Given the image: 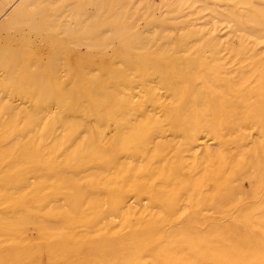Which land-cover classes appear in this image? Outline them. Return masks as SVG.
I'll return each mask as SVG.
<instances>
[{"label":"rangeland","instance_id":"obj_1","mask_svg":"<svg viewBox=\"0 0 264 264\" xmlns=\"http://www.w3.org/2000/svg\"><path fill=\"white\" fill-rule=\"evenodd\" d=\"M33 1L0 0V47L2 48L6 46L8 47V50L25 51V53H23V59L26 60H22L28 63L31 62L33 64L29 67V70H34V68L38 67L37 70H39L40 72H43L45 70V65L42 64H46L51 59L50 56L54 51L61 52V57H64L63 63H65V66H67L66 68H68L69 71H72V73H79V75H77V78H74V83L71 86V91L75 93V91L78 90V93H84L83 97L85 95L86 98L84 97V102V99L82 98H80L82 101H79L78 96L80 94L77 93L78 95L75 94L76 96L74 95L72 99H69L70 101L68 99L65 100L64 103L67 102V105L63 103L62 106L67 108V110H69L71 113H63L59 116L60 118H57L59 120L54 121L52 117L48 116H55L53 113L56 114V111H58V104L52 100L50 103L54 107L51 106L50 103L46 107L37 106L38 98L31 97L30 95V92L32 93L37 89L36 87L29 88V90H31L30 92L29 90H27L26 92L28 94L26 95V92H24L25 90H23V92L20 94L12 91L15 85L17 86L19 84L17 83L19 80V76L21 77L23 73L19 74V72H17L15 75H13V78L12 80H10L8 85L6 84L3 86V84L0 83V146L3 147V145L10 143L9 141H12L14 138L19 140V138L23 139L25 137H31L33 142V144L31 143L29 147H27V149L22 152V154H17L19 155L18 158L16 157L17 155L10 156V158L7 157L8 159H5L6 163L3 162L4 166L2 162H0V214L4 215L2 216V219L5 217L6 219H4L5 221H7L14 217H20L22 219H27L26 217H28V221L26 220L25 223H22L23 226L21 224L12 226V229L10 230V237L12 238L8 237V240L0 242V264H7V262L8 264H39L41 262V264H119V262H117L118 259L121 257V254L126 253L129 250V246H132L130 244H141L139 242H136L135 240L125 242L123 241V238L125 236H129L132 231L134 232V230H138V226H141L138 225L140 223H135L131 226L128 225L130 220H139L141 216L140 213L144 209L147 212L149 211L148 213L151 214H163L170 220L167 226L183 227V229H187L186 232L184 231L185 235L187 237H190V239L194 241L192 242L193 248H190L189 251H192H190V253L196 264H212L213 261L215 262L213 264H217L216 259L206 258L205 260V258L203 257L202 253L206 246V243L208 244L209 242H212V245H210V247L211 250L215 253L227 252L230 251L229 246L233 245V237H235L237 234L238 239L246 240V246L244 247L249 248L250 250L254 248L256 249V251H259V257L257 258V260L254 263L250 261V263L264 264V118L256 121L252 117L253 110H250L249 106H245L244 100L239 104V106H237V108L236 106H230L231 111L226 116L227 120L224 121L225 125L224 123L222 124V131L218 135L206 132L205 130L196 132L195 141L189 144L187 146V149H180L183 155L186 156L192 153L191 150H193V152L195 153H199L203 147H206L210 150H218L217 152L219 153L224 152V155H230L231 153V155H236L237 157H239V160L241 162L234 166V169H236V175L228 181L229 183L227 182L224 188L222 187L223 189L220 190V193L214 195L212 194V191L215 188V184L213 183L214 181L212 180H205L203 184L198 188V190L194 191L193 193L188 186L181 187L179 189L177 183L175 182L173 183L175 187H173L174 185H172V182L169 183L168 180L171 177L169 171L172 170L167 168V165L169 164L168 160H171V156L168 155L172 154L170 149L167 150V148H169L170 146L165 148V151L167 150L165 152L164 150H159L155 146V143H167L171 140L170 145H177L178 143V145H180L183 142L184 137L191 131L189 127V122L191 123V117L189 116V114L187 116L184 113L182 116H178L176 118L174 117V119L170 120L167 118H162L161 125L159 128H157L156 121H153L156 116L155 107L149 102H146L147 104H145V102L143 103L141 101L143 98V92L140 91V85L145 82L149 86H156L155 89L158 88L156 89V91L159 93V95L161 94V97L164 96V100H166L165 92L161 88L159 90V87L156 84V80L153 76H151V74H149L148 71L135 72L133 70L134 64H145V66H148L149 69L153 68L154 70H156L157 67H160L158 65H161V68H163L164 70L167 68L169 70L168 72L166 71V77L168 81L172 82L174 80L175 82L190 80L192 86H195L199 90H201L202 86L200 84V79L208 80L210 78V73L207 69L205 70V68H201L196 65L192 54L194 56V50L196 49H198L199 52H212L213 39L214 41L222 44V56L227 55L230 51H239L241 54H245L247 53L248 49L253 50L257 54L264 55V37H261L264 36V0H201L202 3L200 0H185V2L184 0H125L126 4L122 3V5L125 4L126 12H124L122 9H118V11L114 6V2H111L112 4L109 3V5L107 4L100 10H97L91 4L89 6L82 5L75 11V13H72L70 11L65 12L64 9V13L61 12L62 14H57L58 25L54 27L55 29H50L45 26V24L42 22V15L44 13L49 14L50 16L54 14L52 12L53 8L57 7L56 5L60 4L58 3L60 1L61 3L66 4L67 8L70 0L69 2L68 0ZM26 2L33 3V5L28 8L29 14L31 16L27 15L19 23H16L12 27H7V18L9 17V15L13 14L14 11L20 6H24ZM112 5L114 6V8ZM106 9L108 11H106ZM114 9L115 11H113ZM239 9L241 10L239 11ZM245 9H257L260 12H263V17L253 15L247 19L245 18V20H243V23L240 24L242 15L246 11ZM112 11L118 14H122L124 12V14L119 16L123 17L120 18L123 21L119 22L120 19H117V22L113 20V23L111 19L112 17L109 14V19H107L105 12L111 13ZM229 12L231 15L229 14ZM150 17L151 19H149ZM127 18H130L131 21H128ZM92 20H98L99 22L103 23L100 27H102L101 29H103L107 33L105 32L102 38H93V33L97 32V30L100 28H96L93 31L88 30V28L86 27V25ZM62 22L64 23L63 26H61ZM127 22H129V25L127 24ZM244 24L246 26H244ZM130 25L132 26L130 27ZM40 26H42L43 28ZM114 26H117V28H115ZM127 26H129L130 28L128 29ZM187 26L190 27L188 28ZM46 27L49 30H47ZM121 27L123 28L121 29ZM44 28L48 32L45 31ZM60 30H62V32ZM142 30L143 35L140 33L142 32ZM186 30L188 32H186ZM136 33L137 36H135ZM173 34H177L178 36L174 41ZM50 35L55 36L57 40H53ZM149 35L152 37L151 39L149 38ZM170 39L172 40L170 41ZM58 40L59 47H57L58 45L56 44ZM7 42L13 43L14 45H5V43ZM53 44H56L57 46L53 47ZM240 45L243 48H241ZM191 49L193 50V52ZM185 53H187V55ZM88 56H91L95 59L97 58V62L93 67L86 68L88 70H81L82 67L87 64L86 60ZM181 57H183V59ZM188 60L190 61V63L188 62ZM39 62L41 65L39 64ZM111 64L118 68H121L123 72L121 74H112L111 72L106 71L105 67H110L112 66ZM153 65H156V67ZM170 65H172V68ZM230 65L231 64L228 63L223 65V77H225L224 80H226L228 83L235 84L239 81V70L246 71L249 68V62L248 60L244 59L238 64H233L231 66ZM196 67H198V69ZM0 68L1 78L4 70H2V67ZM183 68L184 70H186V72L183 70ZM171 69H173V72L169 74V72H171ZM92 71L95 73H93ZM188 71L191 72L187 75ZM247 72L248 71H246V73ZM85 74L88 75V79H86ZM95 74L99 77L94 76ZM201 76L203 78H201ZM92 77H95L94 80ZM246 77V81L243 82V85L245 87H247L248 84L251 85L254 82V78L249 73H247ZM98 78L101 80L100 82H98ZM128 79L131 81H127ZM86 83L87 85H85ZM197 84L200 85L198 86ZM108 85L110 86V88L107 87ZM106 88L110 89L111 91L107 90ZM119 90L121 91V93ZM108 91L111 92V101L108 97L109 94H107L109 93ZM223 91L224 90H222V98L223 100L226 99L225 101L227 103H225L226 106H228L233 101H230V99L228 98L229 96L227 95L228 93H224ZM116 92L119 94V96L123 95V98H120L121 96H117L118 94ZM101 95L103 96V98H101ZM75 98L77 99V102ZM160 99L163 100L162 98ZM78 103H80L81 106ZM74 104L75 106L73 108ZM76 104H78V107ZM8 105H11L12 108ZM230 107L228 106L227 109H230ZM51 108L53 109V111ZM79 108L82 109L80 110ZM9 109H12V112L17 110L16 112L18 114L16 112L12 113L10 111L13 117L16 115V119L11 116V114L9 113ZM139 109L141 110V112H137L140 111ZM82 110L84 112H82ZM32 112L33 114H31ZM46 112H50L51 114L47 113V115ZM41 113L42 115H40ZM133 113L138 117H135ZM37 114L40 116H38ZM71 115L73 118L71 117ZM116 116H118L119 118H116ZM36 117L39 119V123L41 124H44L46 121V128L45 126H42V128L39 124L36 123ZM30 118L36 120H34V122L30 123L29 126H27L28 129L30 128L29 130H27L25 124L28 120H30ZM45 118H47L48 120ZM70 119H74L72 123L75 121L76 125L74 123L71 124V121L69 122ZM21 120L23 121V124ZM60 120L62 121L60 122ZM65 120L68 121V125H66L67 127L65 126ZM122 123L124 125H122ZM154 124L156 126H154ZM14 125L17 127H15ZM232 127L234 130H232ZM58 128L62 129L63 131L60 130L59 132ZM87 130L88 132H86ZM118 130L120 133L118 132ZM188 130L190 131L188 132ZM52 132L53 134L57 132L58 134L55 133L54 135L58 140H63L61 142L60 140L58 141L53 137L54 135H52ZM61 132H63V134H61ZM38 133L40 134L39 136H37ZM7 134L10 135L8 136ZM61 135L63 138H60ZM235 135H237L238 138ZM79 137H84V139L81 140V138L79 139ZM86 137L88 140L86 139ZM223 140L224 142H226L224 143ZM153 141H155L154 145L151 143ZM73 142H75V144ZM37 143L38 146L40 145L39 147L36 145ZM48 143L52 144L48 145ZM54 143L57 146L55 147V149H52ZM44 144L45 146L47 145L46 148H44ZM80 144H82V146ZM147 144L150 146L147 147ZM60 145L62 147H60ZM70 146L72 148H70ZM138 146L142 147L138 148ZM149 147H153V150ZM182 147L183 146H180V148ZM58 148L61 149L59 150ZM68 148L71 150L69 151ZM145 149L148 150L146 151ZM167 152L169 154L165 155ZM148 153L150 154L148 155ZM238 153L240 155H238ZM21 155L24 157H21ZM147 155L149 156V158ZM45 156L48 158H46ZM57 156L59 157L57 158ZM15 157L17 159H15ZM166 159L167 161L164 164ZM14 163L16 164L14 165ZM125 163L127 165H125ZM157 163L158 165L159 163L162 164L156 166ZM124 166H126L125 170ZM160 166L161 168H163L161 169ZM9 167L11 168L9 169ZM159 170H161L162 173ZM125 171H127L126 175ZM58 172H60V174ZM112 173H115L116 175L114 174L115 176H111L110 174ZM177 173L179 177L182 178V180H191L192 178L191 172L187 169L186 166H184V163H181L180 167L177 169ZM258 175L262 177V182L257 187L254 185V178ZM91 176L92 178H90ZM57 179L59 180L57 181ZM65 180L66 182H63ZM71 180L72 182H70ZM116 182H120L119 184L121 185L117 184ZM68 186L71 188H69ZM140 186H142V189ZM254 187H257V189L255 190ZM62 188H64V190ZM172 188L177 189V191L179 190V192H176L174 196L170 197L172 198L171 200L165 199V193H172ZM6 189L8 191L10 190L9 192L11 193L7 192ZM207 193H209V195ZM48 194L49 196H47ZM18 195L20 196V198H18ZM234 202H236L235 205ZM46 204H48V206L50 207H48ZM232 204L235 206V208L234 206H232ZM197 206L201 208L199 209ZM187 207L189 209H193L189 210ZM90 208H92V210ZM88 209L90 211H86ZM67 210L69 211V213ZM160 210L164 211L162 212ZM187 210L189 211L187 212ZM245 210L249 211L246 212ZM21 213L23 215H21ZM176 214L177 216H175ZM80 218L81 220H79ZM219 218L221 221L216 222L219 221ZM236 218L241 219L236 220ZM30 219H36L39 222L43 220V223L46 221V223L48 222L47 224L49 225H55L57 223L59 225L56 224L55 227L59 228L57 230L50 231L47 228L45 229V226L47 225L46 223H44L45 225L41 223L37 224L38 222L36 223V220L32 222L30 221ZM234 220H236L237 222ZM171 221L172 223H170ZM28 222L30 224H28ZM107 222L109 224H107ZM225 222L226 224H224ZM185 223H187V225ZM214 223H217L216 225L220 227L218 228V226L214 225ZM192 224H194L195 226ZM94 225L96 229L94 228ZM84 226L86 228H84ZM196 226L199 227L197 228ZM222 226H224V232ZM108 227H112V230H117L120 227L122 228H120V233H117L116 231L111 232ZM232 227H234L236 230ZM60 228L62 230H60ZM188 228H190V230ZM20 229L21 232H18L20 231ZM27 229L29 232L27 231ZM43 229H45V231ZM24 230H26V234H24ZM39 230H42V232H38ZM94 230L96 232L98 231L97 234ZM67 231H69V233H67ZM189 232H191L192 234H190ZM212 232L214 235L212 234ZM202 233L205 235H203ZM200 235L204 238H201ZM194 237L196 238V240ZM42 238L43 240H41ZM208 240L209 242H207ZM213 240H216L217 242L215 241L214 243ZM221 240H223V242ZM13 241L15 242L11 243ZM205 241L206 243H204ZM200 242H203L204 245H202V243L199 244ZM226 242H229L230 245H228L229 243ZM217 243H219L220 245H218ZM222 243L225 244L223 245ZM213 244H215L216 246ZM217 246L221 247L222 249L218 248ZM225 246L226 248H223ZM46 247H48V250L46 249ZM106 248H110L111 250L108 259L104 261H97L96 259H93V256L95 254L106 250ZM30 250L33 252L31 253ZM37 250L38 252L36 253ZM241 256H243V253L237 254L238 258H240ZM146 260L149 261V259ZM218 264H220V262Z\"/></svg>","mask_w":264,"mask_h":264},{"label":"bare ground","instance_id":"obj_2","mask_svg":"<svg viewBox=\"0 0 264 264\" xmlns=\"http://www.w3.org/2000/svg\"><path fill=\"white\" fill-rule=\"evenodd\" d=\"M29 1V0H28ZM33 1V0H32ZM53 1H55V0H53ZM57 1H60V0H57ZM94 0H70V2H69V0H68V2H69V5L67 6V8H66V4H63V3H61V1L60 2H58V3H60V4H58V5H56L57 7H54L53 8V13L54 14H52L51 16L49 15V14H43L42 15V22L45 24V26H47L48 28H50V29H53L56 25H58L57 24V14H60L61 12H63L64 11V9H65V12H67V11H70V12H72V13H75V11L80 7V6H82V5H85V6H89L90 4L92 5V6H94L97 10H100V9H102L104 6H106L107 4L109 5V3L110 4H112L111 2H114V6H115V8H117V10L118 9H122L124 12H126V8H125V4H126V2H125V0H96V1H94ZM167 1V0H166ZM181 1V0H180ZM201 1V0H200ZM245 1H247V0H245ZM8 2V1H7ZM33 2H35V1H33ZM184 2H185V0H184ZM190 2H192V1H190ZM197 2V1H196ZM204 2V1H203ZM122 3H125L124 5H122ZM201 3H202V1H201ZM205 4V3H204ZM31 5H33V3L32 2H26L25 3V5L23 6H20L19 8H17L15 11H14V13L13 14H11V15H9V17L7 18V27H12V26H14L16 23H19L24 17H26L27 15H30L29 14V10H28V8L31 6ZM111 6V5H110ZM113 6V5H112ZM114 6H113V8H114ZM127 6V5H126ZM250 6V5H249ZM193 7V6H192ZM224 7V6H223ZM237 7V6H236ZM106 8V7H105ZM111 8V7H110ZM124 8V9H123ZM231 8V7H230ZM264 8V7H263ZM107 9H109V8H107ZM106 9V11H108ZM89 10V9H88ZM241 9H239V11H240ZM246 10V9H245ZM263 10V9H262ZM113 11H115V9L113 10ZM111 12V13H108V12H105L106 13V18L107 19H109L108 18V16L110 15L112 18V21L114 20V21H116L117 22V19L119 20L120 18H123V17H119V16H121L122 14H124V12L122 13V14H118V13H115V12ZM119 11V10H118ZM133 11V10H132ZM132 11H129V12H132ZM100 12V11H99ZM110 12V11H109ZM122 12V11H121ZM134 12V11H133ZM216 12V11H215ZM64 13V12H63ZM104 13V14H105ZM197 13V12H196ZM217 13V12H216ZM62 14V13H61ZM109 14V15H108ZM130 14V13H129ZM132 14H134V13H132ZM154 14V13H153ZM219 14V13H218ZM229 14H230V12H229ZM235 14V13H234ZM263 12H260L259 10H257V9H247L245 12H244V14L242 15V18H241V22H240V24H242L243 23V20H245V18L247 19V18H249V17H251V16H253V15H255V16H258V17H263ZM103 15V14H102ZM221 15H222V13H221ZM231 15V14H230ZM31 16V15H30ZM82 16V15H81ZM95 16V15H94ZM130 16V15H129ZM224 16V15H223ZM222 16V17H223ZM60 17V16H59ZM117 17H119V18H117ZM127 17V16H126ZM225 17V16H224ZM238 17V16H237ZM257 17V18H258ZM105 18V19H106ZM114 18V19H113ZM125 18V17H124ZM133 18H134V16H133ZM162 18V17H161ZM110 19V20H111ZM128 19V18H127ZM126 19V20H127ZM136 19V18H135ZM149 19H151V17L149 18ZM159 19V18H158ZM59 20V19H58ZM85 20H87V19H85ZM109 20V21H110ZM229 20V19H228ZM259 20V19H258ZM66 21V20H65ZM109 21H107V22H109ZM114 21H113V23H114ZM123 20L122 19H120V21L119 22H122ZM128 21H131L130 20V18L128 19ZM237 22V21H236ZM247 22V21H246ZM42 23V24H43ZM58 23H59V21H58ZM83 23V22H82ZM260 23V22H259ZM263 23V22H262ZM262 23H261V25H262ZM39 24V23H38ZM41 24V23H40ZM63 22H62V25L61 26H63ZM84 24V23H83ZM103 23L102 22H99L98 20H92V21H90L87 25H86V27L88 28V30H93L94 31V29H96V28H100V29H98L97 30V32H95V33H93V38H102L103 37V34L106 32V31H104L103 29H101L102 27H100L101 25H102ZM111 24V23H110ZM117 24H119V23H117ZM124 24V23H123ZM127 24L129 25V22H127ZM133 24V23H132ZM135 24V23H134ZM60 25V24H59ZM112 25H114V24H112ZM122 25V24H121ZM136 25V24H135ZM118 26V25H117ZM117 26L115 27V28H117ZM132 25H130V27H131ZM134 26V25H133ZM244 26H246L245 24H244ZM40 27H42V26H40ZM46 27V28H47ZM58 27V26H57ZM60 27V26H59ZM128 27V29L130 28L129 26H127ZM188 27V26H187ZM190 27V26H189ZM188 27V28H189ZM43 28V27H42ZM47 28V30H49ZM61 28H64V27H61ZM84 28V27H83ZM82 28V29H83ZM120 28V27H119ZM123 27H121V29H122ZM136 28V27H135ZM193 28V27H192ZM236 28V27H235ZM45 29V28H44ZM55 29V28H54ZM68 29V28H67ZM113 29V28H112ZM126 29V28H125ZM127 29V30H128ZM132 29H133V27H132ZM213 29V28H212ZM46 29H45V31H47ZM64 30H66V29H64ZM63 30V31H64ZM131 30V29H130ZM135 30V29H134ZM236 30V29H235ZM61 32H62V30H60ZM125 31V30H124ZM132 31V30H131ZM145 31V30H144ZM170 31V30H169ZM244 31V30H243ZM242 31V32H243ZM48 32V31H47ZM52 32V31H51ZM118 32V31H117ZM129 32V31H128ZM146 32V31H145ZM154 32V31H153ZM161 32V31H160ZM166 32V31H165ZM181 32V31H180ZM186 32H188L187 30H186ZM241 32V31H240ZM107 33V32H106ZM109 33V32H108ZM121 33V32H120ZM119 33V34H120ZM127 33V32H126ZM125 33V34H126ZM141 34L143 33V30H142V32H140ZM164 33V32H163ZM171 33V32H170ZM176 33V32H175ZM210 33V32H209ZM245 33V32H244ZM56 34V33H55ZM64 34V33H63ZM146 34V33H145ZM154 34H156V33H154ZM161 34V33H160ZM106 35V34H105ZM143 35V34H142ZM157 35H159V34H157ZM162 35V34H161ZM171 35V34H170ZM252 35V34H251ZM250 35V36H251ZM33 36V35H32ZM44 36V35H43ZM51 36V35H50ZM69 36V35H68ZM135 36H137V33H136V35ZM146 36V35H145ZM144 36V37H145ZM150 36V35H149ZM216 36V35H215ZM218 36V35H217ZM248 36V35H247ZM46 37H47V35H46ZM45 37V38H46ZM154 37H155V35H154ZM153 37V38H154ZM158 37V36H157ZM156 37V38H157ZM161 37V36H160ZM163 37V36H162ZM169 37V36H168ZM178 36H177V34H173V41L174 40H176V38H177ZM240 37V36H239ZM261 37H264V36H261ZM43 38V37H42ZM51 38L53 39V40H57V38L55 37V36H51ZM138 38V37H137ZM146 38V37H145ZM150 39L152 38L151 36L149 37ZM159 38V37H158ZM170 38H172V37H170ZM242 38H245V37H242ZM167 39V38H166ZM208 39V38H207ZM260 39V38H259ZM261 39H263V38H261ZM137 40V39H136ZM139 40H140V38H139ZM169 40V39H168ZM172 39H170V41H171ZM238 40H240V39H238ZM258 40V39H257ZM169 41V42H170ZM184 41V40H183ZM246 41V40H245ZM212 42H213V49H212V52H210V53H206V52H199V50L198 49H196V50H194V56H193V54H192V57H193V59L195 60L194 62L196 63V65L198 66V67H201V68H205V70L207 69L208 71H209V73H210V78L208 79V80H205V79H200V84H201V86H202V88H201V90H199L197 87H195V86H192V84H191V82H190V80H184V81H175L174 82V80L172 81V82H170V81H168L167 80V77H166V73L169 71L168 70V68L167 69H163V68H161V65H158V66H160L159 68L157 67V69L156 70H154L153 68H148V66H145V64H134V67H133V70L135 71V72H144V71H148L149 72V74H151V76H153L154 77V79L156 80V84H157V86L159 87V90H160V88L161 89H163L164 90V92H165V98H166V100H164V96H162L161 97V94L159 95V93L156 91V89H158V88H156L155 89V87H152V86H149V85H147L145 82L144 83H142L140 86V88H141V92H143V98H142V102L144 103L145 102V104H147L148 102L149 103H151L154 107H155V114H156V116H155V119H153V121H156V125L154 124V126H156L157 128H159L160 127V125H161V121H162V118H167V119H174V117L176 118V117H178V116H182L184 113H185V115H187L188 116V114H189V116L191 117V123L189 122V127H190V130H188V134L184 137V140H183V142L180 144V145H175V144H173V145H170V142H171V140H170V142H167V143H160V142H157V143H155V146L159 149V150H164L165 151V148H167L168 146H170L169 148H167V150L168 149H170L171 150V152H172V154L171 155H168V156H171V160H168V167L167 168H169V169H171L172 171H169L170 172V175H171V177L168 179L169 180V183L170 182H172V185H174L173 183L175 182V183H177V185H178V187H179V189L181 188V187H189L190 188V190H191V192L193 193L194 191H196V190H198V188L203 184V182L205 181V180H212V181H214L213 183L215 184V188H214V190L212 191V194L214 195V194H217V193H220V190L221 189H223L224 187H225V185L227 184V182L230 180V179H232L235 175H236V172H235V170L236 169H234V166L236 165V164H239L241 161L239 160V157H237L236 155H231V153H230V155L228 154V155H224V152H222V153H219V152H217L218 150H210V149H208V148H206V147H203L202 148V150H200V152L199 153H195V152H193V150H191L192 151V153L190 154V155H188V156H186V155H183V153L180 151V149H183V148H185V149H187V146L189 145V144H191L192 142H194L195 141V134H196V132H199V131H202V130H205L206 132H210V133H214L215 135L217 134H219L221 131H222V124L224 123V121L225 120H227L226 119V116L228 115V113L231 111V107H235L236 106V108H237V106H239V104L241 103V102H243L244 100H245V106H249V109L250 110H253L252 112H253V115H252V117L256 120V121H259L260 119H262V118H264V55H260V54H257V53H255L253 50H251V49H248V51H247V53H245V54H241L239 51H230V52H228V54L227 55H225V56H222V44H220V43H218V42H216V41H214V39L212 40ZM228 42V41H227ZM240 42V41H239ZM238 42V43H239ZM247 42V41H246ZM251 42H252V40H251ZM262 42H263V40H262ZM171 43V42H170ZM182 43V42H181ZM211 43V42H210ZM242 43V42H241ZM14 45L13 43H10V42H7V43H5V45ZM58 46H57V45ZM56 44H53V47L54 46H57V47H59V40L57 41V43ZM173 44V43H172ZM196 44V43H195ZM227 44V43H226ZM225 44V45H226ZM249 44H250V42H249ZM72 45V44H71ZM75 45V44H74ZM197 45V44H196ZM242 45V44H241ZM240 45V46H241ZM254 45V44H253ZM16 46V45H15ZM247 46H248V43H247ZM30 47V46H29ZM192 47V46H191ZM244 47H246V46H244ZM230 48V47H229ZM241 48H243L242 46H241ZM249 48V47H248ZM188 49H190V48H188ZM258 49V48H257ZM256 49V50H257ZM264 49V48H263ZM54 50H55V48H54ZM57 50V49H56ZM58 50H59V48H58ZM192 50V49H191ZM188 51V50H187ZM259 51H261V50H259ZM189 52V51H188ZM192 52H193V50H192ZM242 52V51H241ZM23 53H25V51H13V50H8V47H6V46H4V47H0V67H2L3 69L2 70H4V73H3V75L1 76V78H0V83L1 84H3V86L4 85H8V83L10 82V80H12V78H13V75H15L17 72H19V74L20 73H23L22 75H21V77L19 76V80H18V82L17 83H19L17 86L15 85V87L12 89V91L13 92H16V93H22L23 92V90H25L24 92H26L27 90H29V88H33V87H36L37 89L36 90H32L33 92L31 93L30 92V90H29V92H30V95H31V97H37L38 98V104H37V106H39V107H46L52 100L53 101H55L57 104H58V111H56V114L55 113H53L55 116H48V117H52V119L55 121V120H59V119H57L61 114H63V113H68V112H70L69 110H67V108H65V107H63L62 105H63V103H64V101L65 100H69V99H72L73 97H74V95L76 94V95H78V94H80V93H78V90L77 91H75V93L73 92V91H71V86L73 85V83H74V78H77V75H79V73L78 72H75V73H72V71H69L68 70V68H66L67 66H65V63H63V59H64V57H61V52H57V51H54L52 54H51V59L46 63V64H42V65H45L44 67H45V70L43 71V72H40L39 70H37V68L38 67H36V68H34V70H29V67L31 66V65H33L31 62H25V61H23V60H26V59H23V56H24V54ZM186 55H187V53H185ZM185 56V55H184ZM73 57V56H72ZM124 57V56H123ZM182 59H183V57H181ZM189 58V57H188ZM23 59V60H22ZM192 59V60H193ZM244 59H246V60H248V62H249V68L246 70V71H248L247 73H249L253 78H254V82L251 84V85H247V87H245L244 85H243V82H245L246 81V79H247V77H246V75H247V73H246V71L245 70H239V73H240V77H238V79H239V81L238 82H236L235 84H233V83H228L226 80H224V78L225 77H223V75H224V66L223 65H225V64H231V65H233V64H238L239 62H241L242 60H244ZM20 60V61H19ZM187 60V59H186ZM191 60V59H190ZM27 61H28V59H27ZM87 64L84 66V67H82V69L81 70H85L86 68H90V67H93L94 65H95V63L97 62V58L95 59V58H92L91 56H88L87 57ZM178 61V60H177ZM188 62L190 63V61L188 60ZM147 63H149V62H147ZM39 64H40V62H39ZM125 64V63H124ZM38 65V64H37ZM41 65V64H40ZM110 65V64H109ZM112 66H110V67H105V70L106 71H108V72H111L112 74L114 73V74H121L123 71H122V69L121 68H118V67H116V66H114L113 64H111ZM157 65V64H156ZM156 65H153V66H155L156 67ZM164 65H168V64H164ZM230 65V66H231ZM36 66V65H35ZM65 66V67H64ZM171 66V68H172V65H170ZM175 66V65H174ZM179 66V65H178ZM180 66H181V64H180ZM179 66V67H180ZM182 66H183V64H182ZM241 66H244V65H241ZM43 67V68H44ZM177 67V66H176ZM198 67H196L197 69H198ZM248 67V66H247ZM246 67V68H247ZM99 68V67H98ZM195 68V67H194ZM243 68V67H242ZM1 69V68H0ZM39 69H41V68H39ZM80 69V68H79ZM92 69V68H91ZM127 69V68H126ZM181 69V68H180ZM179 69V70H180ZM196 69V70H197ZM200 69V68H199ZM86 70H88V69H86ZM93 70H94V68H93ZM98 70V69H97ZM97 70H96V73H97ZM176 70H177V68H176ZM178 70V71H179ZM183 70H184V68H183ZM182 70V71H183ZM78 71V70H77ZM99 71V70H98ZM167 71V72H166ZM181 71V72H182ZM185 72H186V70H184ZM195 71V70H194ZM1 72V71H0ZM3 72V71H2ZM93 72V71H92ZM173 72V69H171V72H169V74L170 73H172ZM180 72V71H179ZM191 71H188V73H187V75L190 73ZM196 72V71H195ZM194 72V73H195ZM83 73V72H82ZM90 73V72H89ZM93 73H95V72H93ZM92 73V74H93ZM198 73V72H197ZM182 74V73H181ZM196 74V73H195ZM207 74V73H206ZM82 75V74H81ZM86 75V74H85ZM90 75V74H89ZM173 75V74H172ZM87 76L88 75H86V79H88L87 78ZM94 76H96V74L94 75ZM177 76V75H176ZM198 76V75H197ZM199 76H200V74H199ZM198 76V77H199ZM96 77H99V76H96ZM250 77V76H249ZM251 77V78H252ZM85 78V77H84ZM89 78H91V77H89ZM93 78V77H92ZM95 78V77H94ZM94 78H93V80H94ZM179 78V77H178ZM184 78V77H183ZM190 78V77H189ZM197 78V77H196ZM201 78H203L202 76H201ZM185 79V78H184ZM198 79V78H197ZM249 79V78H248ZM77 80V79H76ZM98 82H100L101 80L98 78ZM126 80V79H125ZM172 80V79H171ZM252 80V79H251ZM17 81V80H16ZM79 81V80H78ZM127 81H131V80H127ZM13 82V81H12ZM252 82V81H251ZM79 83V82H78ZM90 83V82H89ZM11 84V83H10ZM104 84V83H103ZM200 84H197L198 86L200 85ZM12 85H13V83H12ZM85 85H87V83L85 84ZM93 85H94V83H93ZM80 86V85H79ZM99 87V86H98ZM106 87V86H105ZM107 87H109L110 88V86L108 85ZM77 88V87H76ZM93 88V87H92ZM11 89V88H10ZM107 90H110V89H108V88H106ZM98 90H99V88H98ZM106 90V91H107ZM112 90H113V88H112ZM115 90V89H114ZM218 90H220V91H218ZM222 90H224L223 92L224 93H228L227 95L229 96H227L229 99H230V101L232 100L233 102L232 103H230L228 106L230 107V109H227V107L228 106H226V99L225 100H223V98H222ZM111 91V90H110ZM120 91V90H119ZM118 91V92H119ZM109 92V91H108ZM11 93V92H10ZM78 93V94H77ZM111 92H109V93H107V94H109V100H110V98H112V96H111V94H110ZM117 93V92H116ZM120 93H121V91H120ZM223 93V94H224ZM9 94V93H8ZM26 94H28L27 92L25 93V95ZM83 94L84 93H82L81 92V94L78 96L79 98V101L81 100L80 98H82V99H84V97H85V95H84V97H83ZM101 94V93H100ZM99 94V95H100ZM118 94V93H117ZM116 94V95H117ZM142 94V93H141ZM24 95V94H23ZM75 95V96H76ZM93 95H94V93H93ZM102 95H103V93H102ZM101 95V98H103V96ZM28 96V95H27ZM98 96V95H97ZM111 96V97H110ZM117 96H119V94L117 95ZM121 96V95H120ZM119 96V97H120ZM9 97V96H8ZM10 98V97H9ZM86 98V97H85ZM107 98V97H106ZM120 98H123V95L120 97ZM160 98H162L163 100H161ZM2 99V98H1ZM76 99V98H75ZM90 99V98H89ZM139 99H140V96H139ZM247 99V100H246ZM120 100H122V99H120ZM4 101V100H3ZM6 101V100H5ZM70 101V100H69ZM82 101V100H81ZM85 101V99L83 100V102ZM89 101V100H88ZM111 101V100H110ZM126 101V100H125ZM76 102H77V99H76ZM124 102V101H123ZM147 102V103H146ZM226 102V103H225ZM1 103V102H0ZM67 102H65L64 104H66ZM74 103V102H73ZM92 103V102H91ZM53 104V103H52ZM71 104V103H70ZM78 104H80V103H78ZM78 104H76L77 105V107H78ZM85 104H86V102H85ZM1 105V104H0ZM50 105H51V103H50ZM67 105V104H66ZM83 105H84V103H83ZM149 105V104H148ZM148 105H146V106H148ZM225 105V106H224ZM243 105V104H242ZM8 106H11V105H8ZM36 106V107H37ZM51 106H53V105H51ZM74 106H75V104L73 105V108H74ZM80 106H81V104H80ZM3 107V106H2ZM1 107V108H2ZM5 107V106H4ZM35 107V108H36ZM49 107V106H48ZM47 107V108H48ZM54 107V106H53ZM87 107V106H86ZM11 108H12V106H11ZM69 108V107H68ZM72 108V107H71ZM137 108V107H136ZM143 108V107H142ZM148 108V107H147ZM239 108V107H238ZM14 109V108H13ZM37 109V108H36ZM40 109V108H39ZM42 109V108H41ZM44 109V108H43ZM52 109V108H51ZM80 109V108H79ZM82 109V108H81ZM80 109V110H81ZM84 109V108H83ZM144 109V108H143ZM241 109V108H240ZM243 109V108H242ZM6 110V109H5ZM20 110V109H19ZM47 110V109H46ZM45 110V111H46ZM55 110V109H54ZM57 110V109H56ZM78 110V109H77ZM76 110V111H77ZM134 110V109H133ZM140 110V109H139ZM150 110V109H149ZM236 110V109H235ZM250 110H249V112H250ZM12 112V109L10 110L9 109V113L11 114V112ZM17 111V110H16ZM16 111H14V112H16ZM29 111V110H28ZM36 111V110H35ZM52 111H53V109H52ZM86 111V110H85ZM126 111V110H125ZM128 111H130V110H128ZM146 111H148V110H146ZM151 111V110H150ZM150 111H148V112H150ZM241 111V110H240ZM2 112V111H1ZM14 112H12V113H14ZM21 112V111H20ZM26 112V111H25ZM30 112V111H29ZM34 112V111H33ZM33 112L31 113V114H33ZM39 112V111H38ZM41 112V111H40ZM55 112V111H54ZM82 112H84L83 110H82ZM91 112H93V111H91ZM137 112H141V110L140 111H137ZM248 112V113H249ZM17 113V112H16ZM23 113H24V111H23ZM48 112H46V114H47ZM50 113V112H49ZM48 113V114H49ZM71 113V112H70ZM86 113V112H85ZM124 113V112H123ZM129 113V112H128ZM2 114H4V113H2ZM18 114V113H17ZM39 114V113H38ZM37 114V115H38ZM47 114V115H48ZM51 114V113H50ZM52 114V115H53ZM73 114V113H72ZM90 114V113H89ZM125 114H126V112H125ZM231 114H233V113H231ZM235 114V113H234ZM40 115H42V113L40 114ZM40 115H38V116H40ZM87 115V114H86ZM119 115H121V114H119ZM133 115H135L134 113H133ZM1 116V115H0ZM10 116V115H9ZM11 116H12V114H11ZM26 116H27V114H26ZM127 116V115H126ZM186 116V117H187ZM6 117H7V115H6ZM5 117V118H6ZM13 117V116H12ZM16 117V115L13 117V118H15ZM32 117V116H31ZM34 117H35V115H34ZM63 117H65V116H63ZM71 117H72V115H71ZM94 117V116H93ZM118 116H116V118H117ZM134 117V116H133ZM135 117H138V116H136L135 115ZM230 117V116H229ZM228 117V118H229ZM234 117V116H233ZM9 118H11V117H9ZM18 118V117H17ZM27 118H28V116H27ZM27 118H25V119H27ZM37 118V117H36ZM60 118V117H59ZM66 118H68V117H66ZM70 118V117H69ZM73 118V117H72ZM71 118V119H72ZM119 118V117H118ZM123 118V117H122ZM16 119V118H15ZM31 119H33V118H30V120H28L27 122H26V120H25V122H26V124H25V126H26V129L27 130H29L28 128H27V126H29V124L30 123H32V122H34V120H36V119H33V120H31ZM44 119V118H43ZM45 119H47V118H45ZM69 120V122L71 121V124H75L76 122L74 121L73 123H72V121L74 120ZM144 119V118H143ZM146 119V118H145ZM48 120V119H47ZM51 120V119H50ZM134 120V119H133ZM53 121V122H54ZM62 120H60V122H61ZM66 121V124H65V126L66 125H68V121L67 120H65ZM152 121V122H153ZM1 122V121H0ZM15 122V121H14ZM13 122V123H14ZM17 122V121H16ZM21 122H22V124H23V121L21 120ZM20 122V123H21ZM57 122V121H56ZM36 123L37 124H39L41 127L42 126H45V128H46V121H45V123L43 124H41V123H39V119L37 118V121H36ZM59 123V122H58ZM131 123V122H130ZM154 123V122H153ZM52 124V123H51ZM139 124V123H138ZM152 124V123H151ZM38 125V126H39ZM48 125V124H47ZM59 125H61V124H59ZM70 125V124H69ZM76 125V124H75ZM122 125H124L123 123H122ZM141 125V124H140ZM149 125H150V123H149ZM224 125H225V123H224ZM241 125V124H240ZM15 126V125H14ZM64 126V125H63ZM62 126V127H63ZM121 126V125H120ZM142 126V125H141ZM234 126V125H233ZM239 126V125H238ZM13 127V126H12ZM15 127H17V126H15ZM14 127V128H15ZM19 127V126H18ZM21 127V126H20ZM33 127V126H32ZM36 127V126H35ZM50 127V126H49ZM55 127V126H54ZM54 127H52V128H54ZM61 127V126H60ZM59 127V128H60ZM67 127V126H66ZM68 127H71V126H68ZM125 127H127V126H125ZM38 128V127H37ZM43 128V127H42ZM57 128V127H56ZM58 128V129H59ZM117 128V127H116ZM120 128H122V127H120ZM161 128H162V126H161ZM235 128V127H234ZM58 129H57V132H58ZM68 129H70V128H68ZM67 129V130H68ZM77 129V128H76ZM118 129H119V127H118ZM228 129V128H227ZM22 130V129H21ZM60 130H62V129H59V132H60ZM64 130H66V129H64ZM75 130V129H74ZM126 130V129H125ZM128 130V129H127ZM232 130H234L233 129V127H232ZM12 131V130H11ZM18 131V130H17ZM38 131H40V130H38ZM42 131V130H41ZM52 131V130H51ZM50 131V132H51ZM55 131V130H54ZM63 131V130H62ZM130 131V130H129ZM224 131V130H223ZM19 132H20V130H19ZM26 132V131H25ZM34 132V131H33ZM47 132H48V130H47ZM57 132H55L56 134H58ZM66 132V131H65ZM68 132V131H67ZM86 132H88V130L86 131ZM118 132H119V130H118ZM22 133V132H21ZM54 133V134H55ZM75 133V132H74ZM120 133V132H119ZM205 133V132H204ZM19 134V133H18ZM29 134V133H28ZM31 134V133H30ZM50 134V133H49ZM53 134V132H52V135H54ZM60 134V133H59ZM61 134H63V132H61ZM228 134V133H227ZM238 134V133H237ZM8 135V134H7ZM10 135V134H9ZM8 135V136H9ZM40 134L38 133V135L37 136H39ZM225 135V134H224ZM232 135V134H231ZM12 136V135H11ZM15 136H16V134H15ZM25 136V135H24ZM58 136V135H57ZM229 136V135H228ZM235 136H237V135H235ZM18 137H20V136H18ZM46 137V136H45ZM44 137V138H45ZM54 138H56L57 139V137L54 135L53 136ZM89 137V136H88ZM151 137H153V136H151ZM227 137V136H226ZM225 137V138H226ZM231 137V136H230ZM11 138V137H10ZM34 138V137H33ZM39 138V137H38ZM50 138H51V136H50ZM60 138H63L62 137V135H61V137ZM77 138V137H76ZM75 138V139H76ZM81 137H79V139H80ZM148 138H150V137H148ZM197 138V137H196ZM221 138V137H220ZM223 138V137H222ZM237 138H238V136H237ZM36 139V138H35ZM82 139H84V137H82L81 138V140ZM86 139H87V137H86ZM3 140V139H2ZM1 140V141H2ZM5 140V139H4ZM8 140V139H7ZM37 140V139H36ZM53 140H55V139H53ZM58 140V139H57ZM56 140V141H57ZM60 140V139H59ZM58 140V141H59ZM63 139H61L60 140V142L62 141ZM77 140V139H76ZM88 140V139H87ZM149 140V139H148ZM153 140V139H152ZM226 140V139H225ZM47 141H49V140H47ZM3 142V141H2ZM10 143H5L6 145H3V147L2 146H0V162H2V164H3V162L4 163H6L5 162V159L7 158V157H9L10 158V156H14V155H17V154H22V152H24L26 149H27V147H29V145L32 143L33 144V142H32V139H31V137H25V138H23V139H21V138H19V140L18 139H16V138H14L12 141H9ZM52 142V141H51ZM53 142H55V141H53ZM64 142V141H63ZM144 142V141H143ZM154 142L155 141H153V142H151L153 145H154ZM177 142V141H176ZM223 142H224V140H223ZM226 142V141H225ZM224 142V143H225ZM74 144H75V142H73ZM80 143V142H79ZM86 143V142H85ZM84 143V144H85ZM197 143V142H196ZM41 144V143H40ZM45 144H46V142H45ZM45 144H44V148H46L47 147V145L45 146ZM49 144H52V143H48V145ZM82 144H83V141H82ZM82 144H80L81 146H82ZM146 144V143H145ZM223 144V143H222ZM37 146H38V143L36 144ZM63 145V144H62ZM86 145V144H85ZM208 145V144H207ZM33 146V145H32ZM40 146V145H39ZM38 146V147H39ZM52 146V145H51ZM57 145L54 143V146L52 147V149L54 148L55 149V147H56ZM59 146V145H58ZM148 146H150V145H148L147 144V147ZM180 146H183L182 148H180ZM205 146V145H204ZM210 146V145H209ZM224 146V145H223ZM41 147H42V145H41ZM40 147V148H41ZM60 147H62L61 145H60ZM140 147H142V146H140ZM139 146H138V148H140ZM212 147V146H211ZM210 147V148H211ZM215 147V146H214ZM225 147V146H224ZM37 148V147H36ZM35 148V149H36ZM70 148H72L71 146H70ZM150 148V147H149ZM152 148V150H153V147H151ZM150 148V149H151ZM48 149V148H47ZM59 149V148H58ZM61 149V148H60ZM59 149V150H60ZM84 149V148H83ZM155 149V148H154ZM194 149V148H193ZM217 149V148H216ZM32 150V149H31ZM49 150H51V149H49ZM68 150L70 151L71 149H69L68 148ZM86 150V149H85ZM142 150H144V149H142ZM146 150V149H145ZM148 150V149H147ZM146 150V151H147ZM166 150V151H167ZM226 150V149H225ZM30 151V150H29ZM37 151H38V149H37ZM137 151V150H136ZM156 151V150H155ZM165 151V152H166ZM27 152V151H26ZM49 152V151H48ZM74 152V151H73ZM134 152V151H133ZM151 152H153V151H151ZM150 152V153H151ZM160 152V151H159ZM37 153H39V152H37ZM65 153V152H64ZM68 153V152H67ZM150 153H148V155L150 154ZM161 153V152H160ZM159 153V154H160ZM163 153V152H162ZM71 154H73V153H71ZM153 154V153H152ZM156 154V153H155ZM167 154H169L168 152L165 154V155H167ZM188 154V153H187ZM49 155V154H48ZM47 155V156H48ZM54 155V154H53ZM147 155V156H148ZM158 155V154H157ZM238 155H240L239 153H238ZM18 156L19 155H17L16 157L18 158ZM33 156V155H32ZM38 156V155H37ZM44 156V155H43ZM61 156V155H60ZM73 156V155H72ZM152 156V155H151ZM15 157V159H17ZM21 157H24V156H22L21 155ZM26 157V156H25ZM46 157V156H45ZM59 156H57V158H58ZM62 157V156H61ZM162 157V156H161ZM167 157V156H166ZM13 158V157H12ZM39 158V157H38ZM46 158H48V157H46ZM64 158V157H63ZM66 158H68V157H66ZM148 158H149V156H148ZM8 159V158H7ZM21 159H23V158H21ZM32 159H33V157H32ZM35 159V158H34ZM37 159V158H36ZM168 159V158H167ZM167 159L165 160V162H164V164L166 163V161H167ZM12 160V159H11ZM67 160V159H66ZM32 161V160H31ZM64 162H65V160H64ZM67 162V161H66ZM157 162V161H156ZM158 162H160V161H158ZM17 163H18V161H17ZM33 163V162H32ZM53 163V162H52ZM70 163V162H69ZM181 163H184V166H186L187 167V169L191 172V180H182V178H180L179 177V175H178V173H177V169L180 167V165H181ZM11 164V163H10ZM16 163H14V165H15ZM124 164V163H123ZM160 164H162V163H159V165ZM163 164V165H164ZM46 165V164H45ZM55 165V164H54ZM120 165V164H119ZM122 165V164H121ZM125 165H127L126 163H125ZM158 165V163L156 164V166ZM158 165V166H159ZM2 166V165H1ZM3 166H4V164H3ZM12 166V165H11ZM39 166V165H38ZM52 166H53V164H52ZM154 166V165H153ZM162 166V165H161ZM161 166H160V168H161ZM165 166V165H164ZM63 167V166H62ZM123 167V166H122ZM125 167L126 166H124V170H125ZM134 167V166H133ZM132 167V168H133ZM143 167V166H142ZM1 168V167H0ZM4 168V167H3ZM11 167H9V169H10ZM30 168V167H29ZM42 168V167H41ZM52 168V167H51ZM58 168H61V167H58ZM128 168H129V166H128ZM135 168V167H134ZM152 168V167H151ZM163 168V167H162ZM161 168V169H162ZM6 169V168H5ZM123 169V168H122ZM122 169H120V170H122ZM154 169V168H153ZM168 169V170H169ZM57 170V169H56ZM133 170V169H132ZM131 170V171H132ZM7 171V170H6ZM23 171V170H22ZM159 171H161V170H159ZM117 172V171H116ZM126 172L127 171H125V175H126ZM179 172V171H178ZM45 173V172H44ZM59 174H60V172H58ZM161 173H162V171H161ZM27 174V173H26ZM115 174V173H114ZM113 173L112 174H110L111 176L112 175H114ZM124 174V173H123ZM133 174V173H132ZM155 174V173H154ZM21 175V174H20ZM24 175V174H23ZM46 175V174H45ZM96 175H99V174H96ZM106 175V174H105ZM116 175V174H115ZM114 175V176H115ZM122 175V174H121ZM120 175V176H121ZM151 175V174H150ZM264 175V174H263ZM15 176V175H14ZM22 176V175H21ZM103 176V175H102ZM109 176V175H108ZM118 176H119V174H118ZM149 176V175H148ZM147 176V177H148ZM152 176V175H151ZM181 176V175H180ZM53 177V176H52ZM97 177V176H96ZM95 177V178H96ZM64 178V177H63ZM90 178H92V176L90 177ZM112 178V177H111ZM133 178V177H132ZM143 178V177H142ZM166 178H167V176H166ZM188 178V177H187ZM8 179V178H7ZM50 179V178H49ZM48 179V180H49ZM52 179H54V178H52ZM125 179H127V178H125ZM140 179V178H139ZM150 179V178H149ZM186 179V178H185ZM189 179V178H188ZM2 180V179H1ZM6 180V179H5ZM59 179H57V181H58ZM102 180V179H101ZM52 181V180H51ZM87 181V180H86ZM91 181V180H90ZM93 181V180H92ZM131 181V180H130ZM254 185L255 186H259L260 185V183L262 182V177L261 176H255V178H254ZM54 182V181H53ZM56 182V181H55ZM60 182V181H59ZM63 182H66V180L65 181H63ZM70 182H72V180L70 181ZM129 182V181H128ZM117 183V182H116ZM120 183V182H119ZM119 183H117V184H119ZM229 183V182H228ZM65 184V183H64ZM157 184V183H156ZM159 184V183H158ZM161 184V183H160ZM168 184V183H167ZM33 185H34V183H33ZM119 185H121V184H119ZM162 185V184H161ZM31 186H32V184H31ZM31 186H30V188H31ZM51 186V185H50ZM59 186V185H58ZM70 186H71V184H70ZM80 186V185H79ZM78 186V187H79ZM163 186V185H162ZM69 187V186H68ZM141 187V189H142V186H140ZM139 187V188H140ZM165 187H166V185H165ZM173 187H175V185L173 186ZM223 187V188H222ZM228 187V186H227ZM257 187H254V189L256 190L257 189ZM30 188H29V190H30ZM46 188V187H45ZM60 188V187H59ZM69 188H71V187H69ZM160 188V187H159ZM163 188V187H162ZM26 189V188H25ZM63 190H64V188H62ZM67 189V188H66ZM138 189V188H137ZM161 189V188H160ZM171 189V188H170ZM173 190H171L172 191V193H169L168 194V192H167V194L165 193V199H167V200H171L172 198H170V197H172V196H174L175 194H176V192L178 193L179 192V190L177 191V189H175V188H172ZM182 189H184V188H182ZM4 190V189H3ZM7 190V189H6ZM28 190V191H29ZM44 190V189H43ZM68 190V189H67ZM144 190V189H143ZM146 190V189H145ZM10 191V190H9ZM8 190H7V192H9ZM17 191V190H16ZM23 191V190H22ZM223 191V190H222ZM24 192V191H23ZM53 192H54V190H53ZM78 192V191H77ZM76 192V193H77ZM118 192V191H117ZM123 192V191H122ZM181 192V191H180ZM209 192H211V191H209ZM1 193V192H0ZM3 193V192H2ZM5 193V192H4ZM9 193H11V192H9ZM8 193V194H9ZM22 193V192H21ZM49 193V192H48ZM52 193V192H51ZM126 193V192H125ZM139 193V192H138ZM223 193V192H222ZM20 194V193H19ZM74 194V193H73ZM78 194V193H77ZM197 194V193H196ZM208 195H209V193H207ZM13 195H17V194H13ZM184 195V194H183ZM19 196V195H18ZM47 196H49V194L47 195ZM92 196V195H91ZM156 196H158V195H156ZM216 196V195H215ZM232 196V195H231ZM230 196V197H231ZM16 197V196H15ZM162 197V196H161ZM190 197V196H189ZM234 197V196H233ZM8 198V197H7ZM18 198H20V196L18 197ZM184 198H185V196H184ZM30 199V198H29ZM235 199V198H234ZM51 200V199H50ZM49 200V201H50ZM89 200H90V198H89ZM94 200V199H93ZM92 200V201H93ZM193 200V199H192ZM197 200V199H196ZM80 201V200H79ZM87 202V201H86ZM90 202V201H89ZM94 202V201H93ZM187 202V201H186ZM193 202V201H192ZM231 202V201H230ZM78 203V202H77ZM97 203H99V202H97ZM172 203V202H171ZM170 203V204H171ZM198 203V202H197ZM196 203V204H197ZM235 203L236 202H234V205H235ZM14 204V203H13ZM27 204V203H26ZM80 204V203H79ZM168 204V203H167ZM176 204V203H175ZM200 204V203H199ZM47 206H48V204H46ZM190 205V204H189ZM229 205H230V203H229ZM233 204H232V206H234ZM238 205V204H237ZM240 205V204H239ZM87 206V205H86ZM96 206V205H95ZM156 206H158V205H156ZM172 206V205H171ZM176 206V205H175ZM228 206V205H227ZM6 207V206H5ZM48 207H50V206H48ZM52 207V206H51ZM56 207V206H55ZM59 207V206H58ZM68 207V206H67ZM193 207V206H192ZM198 207V206H197ZM205 207V206H204ZM237 207V206H236ZM54 208V207H53ZM98 208V207H97ZM142 208V207H141ZM188 208V207H187ZM199 208V207H198ZM201 208V207H200ZM199 208V209H200ZM231 208V207H230ZM234 208H235V206H234ZM34 209V208H33ZM36 209V208H35ZM55 209V208H54ZM59 209H61V208H59ZM67 209V208H66ZM65 209V210H66ZM91 210H92V208H90ZM95 209H96V207H95ZM133 209H135V208H133ZM189 209V208H188ZM191 209H193V208H191ZM191 209H189V210H191ZM221 209H222V205H221ZM229 209V208H228ZM232 209V208H231ZM94 210V209H93ZM128 210V209H127ZM126 210V211H127ZM131 210V209H130ZM142 210V209H141ZM189 210H187V212L189 211ZM195 210V209H194ZM230 210V209H229ZM233 210V209H232ZM51 211V210H50ZM64 211V210H63ZM62 211V212H63ZM68 211V210H67ZM86 211H90L89 209L88 210H86ZM132 211V210H131ZM151 211V210H150ZM155 211V210H154ZM160 211H162V210H160ZM159 211V212H160ZM164 211V210H163ZM162 211V212H163ZM169 211V210H168ZM193 211V210H192ZM203 211V210H202ZM206 211V210H205ZM234 211V210H233ZM246 212H248L249 210H245ZM21 212H23V211H21ZM52 212V211H51ZM65 212V211H64ZM129 212V211H128ZM133 212V211H132ZM140 212V211H139ZM149 212V211H148ZM147 211H145V209L143 210V211H141V213H140V219L139 220H137V219H133V220H130V222H129V225L128 226H131L132 224H135V223H140V224H138V225H141V226H138V230H134V232L132 231V233L129 235V236H125L124 238H123V241H125V242H128V241H131V240H135L136 242H139V243H141L140 245H134V244H136V243H134V244H130V245H132V246H129V250L126 252V253H123V254H121V257L118 259V261L117 262H119V264H196L195 262H194V259H193V257L191 256V253H190V251H189V249L190 248H193V243L192 242H194L192 239H190V237H187L186 235H185V232H186V230L187 229H183V227H176V226H167V224H168V222L170 221L167 217H165L163 214H159V213H156V214H151V213H148ZM156 212H158V211H156ZM208 212V211H207ZM15 213V212H14ZM68 213H69V211H68ZM73 213V212H72ZM202 213V212H201ZM234 213V212H233ZM67 214V213H66ZM129 214V213H128ZM130 214H132V213H130ZM167 214V213H166ZM189 214V213H188ZM1 215V214H0ZM8 215H9V213H8ZM21 215H23L22 213H21ZM20 215V216H21ZM57 215V214H56ZM58 215H59V213H58ZM63 215H64V213H63ZM74 215V214H73ZM77 215V214H76ZM89 215V214H88ZM135 215V214H134ZM227 215H229V214H227ZM2 216H4V215H1L0 217H1V219H0V242H2V241H5V240H8V237H10V233H11V229H12V226L13 225H16V224H21L22 226H23V222L25 223V221L28 219V217H26L27 219H22V218H20V217H14V218H9L10 220H7V221H5V219L3 218L2 219ZM39 216V215H38ZM129 216V215H128ZM175 216H177V214L175 215ZM202 216V215H201ZM13 217V216H12ZM31 217V216H30ZM82 217H83V215H82ZM103 217V216H102ZM101 217V218H102ZM139 217V216H138ZM174 217V216H173ZM203 217V216H202ZM40 218V217H39ZM130 218V217H129ZM176 218V217H175ZM196 218V217H195ZM233 218H235V217H233ZM232 218V219H233ZM177 219V218H176ZM238 218H236V220H237ZM241 218H239L238 220H240ZM36 220V219H35ZM35 220H33V219H30V221H32V222H34ZM79 220H81V218L79 219ZM83 220V219H82ZM100 220V219H99ZM129 220V219H128ZM174 220V219H173ZM194 220V219H193ZM236 220H234V221H236ZM28 221V220H27ZM29 221V222H30ZM96 221H97V219H96ZM126 221V220H125ZM221 220H220V218H219V221H216V222H220ZM28 222V224H30ZM38 222V223H37ZM60 222V221H59ZM176 222V221H175ZM193 222V221H192ZM196 222H197V220H196ZM210 222V221H209ZM213 222V221H212ZM237 222V221H236ZM36 223L37 224H44V223H46V221L43 223V220L42 221H37L36 220ZM48 223V222H47ZM46 223V224H47ZM51 223V222H50ZM53 223V222H52ZM56 223V222H55ZM78 223V222H77ZM98 223H99V221H98ZM170 223H172V221L170 222ZM180 223V222H179ZM205 223H207V222H205ZM27 224V223H26ZM27 224V225H28ZM33 224V223H32ZM54 224V223H53ZM57 224V223H56ZM55 224V225H56ZM105 224V223H104ZM107 224H109L108 222H107ZM114 224V223H113ZM124 224V223H123ZM186 225H187V223H185ZM217 224V223H216ZM215 223H214V225H216ZM219 224V223H218ZM224 224H226V222L224 223ZM45 225V224H44ZM55 225H49V224H47L46 226H45V229L47 228L48 230H50V231H53V230H57L59 227H55ZM57 225H59V224H57ZM61 225V224H60ZM90 225H92V224H90ZM120 225V224H119ZM174 225H175V223H174ZM185 225V226H186ZM190 225V224H189ZM188 225V226H189ZM192 225H194V224H192ZM213 225V224H212ZM221 225H222V223H221ZM228 225V224H227ZM1 226H2V228H1ZM37 226V225H36ZM88 226V225H87ZM98 226H99V224H98ZM98 226H97V228H98ZM195 226V225H194ZM216 226H218V225H216ZM226 226V225H225ZM231 226V225H230ZM116 227V226H115ZM126 227V226H125ZM197 228L199 227V226H196ZM195 227V228H196ZM203 227V226H202ZM202 227H200V228H202ZM220 226H218V228H219ZM223 227V232H224V226H222ZM83 228V227H82ZM84 228H86L85 226H84ZM94 228H95V225H94ZM103 228H105V227H103ZM110 230H111V232L113 231H116L117 233H120L119 231H121V229L120 228H122V227H120L119 229H117V230H112V227H108ZM117 228V227H116ZM213 228H214V226H213ZM232 228H234V227H232ZM42 229V228H41ZM45 229H43L44 231H45ZM88 229H89V227H88ZM96 229V228H95ZM100 229V228H99ZM189 230H190V228H188ZM192 229V228H191ZM205 229H206V227H205ZM226 229V228H225ZM235 229V228H234ZM60 230H62L61 228H60ZM68 230V229H67ZM227 230V229H226ZM236 230V229H235ZM26 230H24L23 232H24V234H26L27 232H25ZM27 231H28V229H27ZM31 231V230H30ZM43 231V232H44ZM66 231V230H65ZM95 231V230H94ZM135 231H136V233H135ZM185 231V232H184ZM202 231H203V229H202ZM215 231V230H214ZM217 231V230H216ZM17 232V231H16ZM18 232H21V229H20V231H18ZM29 232V231H28ZM38 232H42V230L40 231H38ZM74 232V231H73ZM96 232V231H95ZM98 232V231H97ZM97 232H96V234H97ZM194 232H195V230H194ZM232 232V231H231ZM32 233V232H31ZM64 233V232H63ZM67 233H69V231H67ZM81 233H83V232H81ZM85 233V232H84ZM134 233V234H133ZM190 234H192L191 232H189ZM206 233V232H205ZM216 233V232H215ZM230 233V232H229ZM238 233V232H237ZM23 234V235H24ZM129 234V233H128ZM203 234V233H202ZM210 234H211V232H210ZM212 234H213V232H212ZM218 234V233H217ZM223 234H226V233H223ZM228 234V233H227ZM231 234H233V233H231ZM66 235V234H65ZM114 235V234H113ZM121 235V234H120ZM127 235V234H126ZM196 235V234H195ZM195 235H193V236H195ZM203 235H205V234H203ZM214 235V234H213ZM216 235V234H215ZM68 236V235H67ZM83 236V235H82ZM122 236H124V235H122ZM201 236V235H200ZM208 236V235H207ZM219 236V235H218ZM227 236H229V235H227ZM226 236V237H227ZM22 237V236H21ZM220 237H221V235H220ZM244 237H245V235H244ZM243 237V238H244ZM10 238H12V237H10ZM9 238V239H10ZM195 238V237H194ZM201 238H204V237H202L201 236ZM200 238V239H201ZM217 238V237H216ZM215 238V239H216ZM219 238V237H218ZM234 238V243H233V245H231V246H229V247H227V248H229V250L230 251H227V252H222V253H215V252H213L212 250H211V247H210V245H212V242H209V240L207 241V242H209L208 244L206 243V241L204 242V243H206V246H205V248H204V250H203V253H202V255H203V257L205 258V260H206V258L207 259H216L215 261L217 262V264L220 262V264H251L250 263V261L252 262V263H254L256 260H257V258L259 257V251H256V249H254V248H252L251 250L249 249V248H246V247H244V246H246V240L245 239H238V234L235 236V237H233ZM22 239V238H21ZM36 239V238H35ZM212 239H213V237H212ZM230 239H232V238H230ZM13 240H15V239H13ZM20 240V239H19ZM41 240H43V238L41 239ZM195 240H196V238H195ZM205 240H206V238H205ZM211 240V239H210ZM227 240H229V239H227ZM10 241V240H9ZM199 241V240H198ZM214 241V243H215V241L216 240H213ZM222 242H223V240H221ZM224 241H225V238H224ZM7 242V241H6ZM15 241H13V242H11V243H14ZM116 242V241H115ZM217 242V241H216ZM230 242V241H229ZM229 242H226V243H229ZM9 243V242H8ZM7 243V244H8ZM20 243V242H19ZM34 243V242H33ZM118 243V242H117ZM202 243V245H204L203 244V242H200L199 244H201ZM211 243V244H210ZM232 243V242H231ZM7 244H5V245H7ZM31 244V243H30ZM54 244V243H53ZM61 244H63V243H61ZM60 244V245H61ZM218 245H220L219 243H217ZM223 244V243H222ZM225 244V243H224ZM223 244V245H224ZM20 245H22V244H20ZM49 245V244H48ZM66 245V244H65ZM128 245V244H127ZM195 245V244H194ZM213 245H215V244H213ZM222 245V246H223ZM228 245H230V243L228 244ZM0 246H1V243H0ZM216 246V245H215ZM6 247V246H5ZM13 247V246H12ZM41 247V246H40ZM40 247H39V249H40ZM218 247V246H217ZM9 248H11V247H9ZM30 248H32V247H30ZM29 248V249H30ZM48 247H46V249H47ZM195 248H198V247H195ZM218 248H221V247H218ZM223 248H226V246L225 247H223ZM19 249V248H18ZM222 249V248H221ZM3 250H5V249H3ZM12 250V249H11ZM26 250V249H25ZM24 250V251H25ZM32 250V249H31ZM30 250V251H31ZM48 250V249H47ZM99 250V249H98ZM215 250V249H214ZM225 250H227V249H225ZM27 251V250H26ZM25 251V252H26ZM16 252H17V250H16ZM20 252H21V250H20ZM33 251H31V253H32ZM38 252V250L36 251V253ZM192 252V251H191ZM14 253V252H13ZM12 253V254H13ZM19 253V252H18ZM110 253H111V250H110V248H106V250H103V251H101L100 253H97V254H95L94 256H93V259H96L97 261H104V260H106V259H108V256L110 255ZM118 253V252H117ZM238 253H243V256H241L240 258H238L237 257V254ZM249 253V254H248ZM5 254V253H4ZM11 254V253H10ZM27 254H28V252H27ZM1 256V255H0ZM42 256H43V254H42ZM45 256V255H44ZM40 257V256H39ZM29 259V258H28ZM37 259V258H36ZM146 259H149V261H147ZM198 260V259H197ZM28 261V260H27ZM26 261V262H27ZM32 261V260H31ZM80 261V260H79ZM211 261H213V260H211ZM59 262V261H58ZM115 262V261H114ZM200 262V261H199ZM33 263V262H32ZM35 263V262H34ZM37 263H39V262H37ZM42 263V262H41ZM41 263H39V264H41ZM51 263V262H50ZM213 263H215L214 261H213ZM212 263V264H213ZM7 264H8V262H7ZM28 264H30V263H28ZM55 264V263H54ZM203 264V263H202ZM205 264V263H204Z\"/></svg>","mask_w":264,"mask_h":264}]
</instances>
